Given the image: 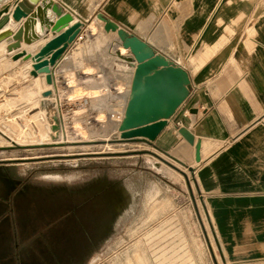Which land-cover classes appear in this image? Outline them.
Returning <instances> with one entry per match:
<instances>
[{
    "label": "rangeland",
    "instance_id": "1",
    "mask_svg": "<svg viewBox=\"0 0 264 264\" xmlns=\"http://www.w3.org/2000/svg\"><path fill=\"white\" fill-rule=\"evenodd\" d=\"M84 42L83 55L57 61L50 88L0 45V264H61L84 234L86 264H225L205 195L184 169L191 149L172 130L152 145L115 142L128 78L113 69L112 35L95 28ZM93 48L103 68L76 70ZM47 107L65 118L67 141L51 139Z\"/></svg>",
    "mask_w": 264,
    "mask_h": 264
},
{
    "label": "crops",
    "instance_id": "2",
    "mask_svg": "<svg viewBox=\"0 0 264 264\" xmlns=\"http://www.w3.org/2000/svg\"><path fill=\"white\" fill-rule=\"evenodd\" d=\"M51 5L72 19L60 32L50 28L59 18ZM26 10V22L37 23L34 35L27 33L39 42L32 55L74 23L82 24L80 33L61 61L83 55L86 37L103 27L101 16L188 74V97L164 132L172 130L193 157L174 127L186 128L200 145L199 164L188 166L219 246L227 249L222 263L264 264V0H26ZM93 55L75 69L101 70L99 52ZM83 236L84 245L70 243L61 264L91 262L93 242Z\"/></svg>",
    "mask_w": 264,
    "mask_h": 264
},
{
    "label": "water",
    "instance_id": "3",
    "mask_svg": "<svg viewBox=\"0 0 264 264\" xmlns=\"http://www.w3.org/2000/svg\"><path fill=\"white\" fill-rule=\"evenodd\" d=\"M24 5L25 2L21 0L15 2L10 14L13 21L19 22L22 18L28 17L29 13ZM9 8V5H5L0 9V18L9 13ZM50 9L59 17L56 22L49 23L50 28L52 32H60L67 27L72 19L70 15L64 14L59 6L51 5ZM36 15H39L38 11L35 13ZM97 18L103 23V31L116 34L119 45L132 55L136 63L124 116L118 127L119 138L115 142L122 144L142 142L152 145L164 132L168 121L188 97L190 83L188 74L182 68L168 62L163 56L153 52L146 42L101 16ZM31 24L30 21L26 22V26L24 25L22 30L19 29L14 34V42L8 46V51L19 49L22 41L28 45L31 44L32 39L27 34ZM81 25V23H74L33 55L23 51L19 52L18 54L23 60L31 61L30 68H28L30 73L44 74L45 83L52 85L54 82L52 68L61 59L67 47L75 41L80 33ZM46 93L42 95L45 97L48 95ZM48 110V115H52L48 116L51 122L50 137L52 140H56L61 129V121L50 107ZM174 129L189 146L194 148V160L199 163L200 145L195 141L194 136L182 126H175ZM148 153L168 164L157 154ZM173 159L175 158L173 157ZM168 165L177 169L171 164ZM187 169L192 170L189 167ZM178 171L185 175L180 170Z\"/></svg>",
    "mask_w": 264,
    "mask_h": 264
},
{
    "label": "bare ground",
    "instance_id": "4",
    "mask_svg": "<svg viewBox=\"0 0 264 264\" xmlns=\"http://www.w3.org/2000/svg\"><path fill=\"white\" fill-rule=\"evenodd\" d=\"M14 1L15 0H0V9L3 7V6H5V5H9V13L8 14H4L1 18H0V45H4V44H6L7 46H10L13 42H14V39H13V36H14V34L19 30V29H23V27H24V25L26 26V17L25 18H22L19 22H15V21H13L12 19H11V16H10V14H11V12H12V10H13V8H14ZM21 1H23V2H25V7H26V0H21ZM37 29V23L36 22H33L32 24H31V36H33L34 35V31ZM34 30V31H33ZM115 36H116V34H115ZM115 38V37H114ZM116 42L118 43V45L117 46H119L121 49L119 50L118 49V47H117V49L115 50L116 51V53L114 54V56H115V58L114 59H120V58H122V56L124 55V54H126V52H128V51H126V50H124L120 45H119V41H118V38H117V36H116ZM38 46H39V42H37L36 40H32V42H31V44L30 45H28V44H26L24 41H22L21 42V47L19 48V49H16L15 51H19V52H21V51H23V52H26V53H34L37 49H38ZM19 52H15L13 55L15 56V54H18ZM22 59V58H21ZM23 62L25 61V60H22ZM29 62V61H28ZM59 62V61H58ZM128 67V66H127ZM127 67H123V68H125V70H126V68ZM85 74V73H84ZM35 76V75H34ZM40 80H44V74H37L36 75ZM126 78H128V84H126V85H124L125 86V92H127L128 91V89H129V87H130V82H131V79H130V77L129 76H126ZM123 79V78H122ZM44 83H45V81H44ZM45 86H47V87H51V85H49V84H46L45 83ZM46 92H49V91H46ZM46 92H44V93H46ZM43 93V94H44ZM43 96V95H42ZM48 96H50V95H48ZM48 96H43L45 99H44V102L45 101H47L48 99H47V97ZM48 101H50V100H48ZM48 109H49V107H47ZM46 109V108H45ZM54 110V109H53ZM49 110H45V113L46 112H48ZM52 111V110H51ZM55 111V110H54ZM55 113V112H54ZM56 114V113H55ZM122 115V119H123V116H124V113H121ZM57 115V114H56ZM48 113H47V120L50 122V118H48ZM50 116H52V115H50ZM49 116V117H50ZM59 116V118L61 119V122H62V125H61V129H60V132H59V138H60V140H62V137H63V135H65V133H64V124H63V119H65L64 117L62 118V117H60V115H58ZM122 119L120 120V122H119V124H117L116 126V132H117V134H118V138H119V132H118V127H119V125H120V123H121V121H122ZM51 123V122H50ZM73 134H75L76 136H77V132H73ZM68 136V135H67ZM69 136H71V134H69ZM72 137V136H71ZM69 138V139H71L72 140V138H75V137H72V138ZM78 137H80L79 135H78ZM68 140V138H66V135H65V141H67ZM75 143H80V141L78 142H75ZM143 151V150H142ZM140 152V151H139ZM175 158V157H174ZM177 159V158H176ZM178 160V159H177ZM178 161H180V160H178ZM194 162H195V160H194ZM195 163H197V162H195ZM176 164H178V163H176ZM197 164H199V163H197ZM174 166V165H173ZM175 167V166H174ZM187 167H189V168H192L191 166H187ZM175 168H177V167H175ZM184 168V167H183ZM178 170H180L179 168H177ZM184 169H186L187 170V168H184ZM192 170H193V168H192ZM181 172H183L182 170H180ZM184 174H185V172H183ZM193 173H194V170H193V172H191V174L193 175ZM185 176H186V174H185ZM187 177V176H186ZM141 264H143V262H141Z\"/></svg>",
    "mask_w": 264,
    "mask_h": 264
},
{
    "label": "built area",
    "instance_id": "5",
    "mask_svg": "<svg viewBox=\"0 0 264 264\" xmlns=\"http://www.w3.org/2000/svg\"><path fill=\"white\" fill-rule=\"evenodd\" d=\"M135 65H136V63H135L132 55L129 52H126V54H124L122 56V58L114 60L113 69L115 72H117L119 74H123L125 76H129L131 79L133 72H134ZM123 67H127L126 70ZM129 91H130V87H129L128 91L126 92L127 95H126V100H125V106H126V103H127L128 97H129ZM61 125H62V122H61Z\"/></svg>",
    "mask_w": 264,
    "mask_h": 264
}]
</instances>
